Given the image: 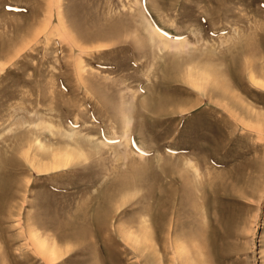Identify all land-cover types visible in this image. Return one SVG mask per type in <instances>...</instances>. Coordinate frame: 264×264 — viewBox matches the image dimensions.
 Wrapping results in <instances>:
<instances>
[{
    "label": "rangeland",
    "instance_id": "1",
    "mask_svg": "<svg viewBox=\"0 0 264 264\" xmlns=\"http://www.w3.org/2000/svg\"><path fill=\"white\" fill-rule=\"evenodd\" d=\"M0 264H264V0H0Z\"/></svg>",
    "mask_w": 264,
    "mask_h": 264
},
{
    "label": "bare ground",
    "instance_id": "2",
    "mask_svg": "<svg viewBox=\"0 0 264 264\" xmlns=\"http://www.w3.org/2000/svg\"><path fill=\"white\" fill-rule=\"evenodd\" d=\"M184 45H186V43H185L184 41H182V42L175 43L174 47H175V48H178V47H182V46H184ZM262 86H263V85H262ZM126 123H129V122L127 121ZM126 131H128V130H126ZM126 131H125V132H126ZM127 133H129V132H127ZM127 133L125 134V136L128 135ZM39 243H40V242H39ZM40 244H41V243H40ZM40 244H39V245H40ZM42 244H43V243H42ZM40 246H42V245H40ZM50 254L53 255L54 253H53V252H50ZM55 254H56V253H55Z\"/></svg>",
    "mask_w": 264,
    "mask_h": 264
}]
</instances>
